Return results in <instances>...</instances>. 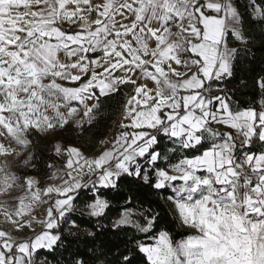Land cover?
<instances>
[{
  "label": "snow or ice",
  "instance_id": "snow-or-ice-1",
  "mask_svg": "<svg viewBox=\"0 0 264 264\" xmlns=\"http://www.w3.org/2000/svg\"><path fill=\"white\" fill-rule=\"evenodd\" d=\"M245 10L264 21V0H248ZM242 16L234 0H0L5 141L26 149L31 133L63 128L78 114L73 101L83 106L77 125L91 124L100 96L131 89L126 130L111 148L89 158L54 143L57 156L66 153L50 177L60 183L44 186L0 166V196L23 193L12 210L0 202L13 229H0V264H38L35 254L58 246L62 228L79 227L69 214L81 191L95 190L86 207L101 217L109 207L101 189L122 176L170 190L176 219L191 230L175 239L155 231L158 213L125 209L114 227L132 225L153 241L136 243L146 264H264V108L233 109L210 83L232 74L237 50L227 37L247 42ZM0 155L22 153L0 143ZM33 205L46 206L40 218ZM122 259L134 264L130 254Z\"/></svg>",
  "mask_w": 264,
  "mask_h": 264
},
{
  "label": "trees",
  "instance_id": "trees-1",
  "mask_svg": "<svg viewBox=\"0 0 264 264\" xmlns=\"http://www.w3.org/2000/svg\"><path fill=\"white\" fill-rule=\"evenodd\" d=\"M247 3L248 0H235L243 13L241 30L247 42L237 41L231 32L228 33V44L237 50L232 61V74L213 81L212 88L226 97L233 109L254 108L259 112L264 108V89L259 87V81L264 78V21L253 19L248 14L245 10ZM127 93L128 88H124L120 93L100 96L99 114L95 121L84 125L79 132L73 129L63 131L64 147L78 145L87 153L94 152L108 136ZM28 138L34 154V168L30 173L50 178L53 168L49 165L58 161L55 151L40 132H33ZM167 143L166 138L162 139L160 147ZM93 192L83 189L77 198L75 211L69 214L79 225L78 229L67 231L62 228L58 246L52 251L39 250L35 255L37 258H44L49 264H75L76 260H82L84 264H124L122 257L130 254L134 264H146L143 254L136 249V243L153 241L132 225L114 227V219L128 208L158 213L155 231L169 230L175 239L190 232L181 227L172 204L166 199L172 195L170 190H155L133 177L122 176L116 181L115 188L101 189L103 198L109 203L101 217L89 216L85 209ZM140 220L143 222L142 217Z\"/></svg>",
  "mask_w": 264,
  "mask_h": 264
},
{
  "label": "rangeland",
  "instance_id": "rangeland-1",
  "mask_svg": "<svg viewBox=\"0 0 264 264\" xmlns=\"http://www.w3.org/2000/svg\"><path fill=\"white\" fill-rule=\"evenodd\" d=\"M228 47L231 48L229 45H228ZM93 91L95 92V89ZM213 94L215 95V94H218V93L216 91H214ZM72 106L77 107L78 114L75 115L72 118V120L69 121V123L67 125H65L63 128H56L55 130H52L51 132H40L42 135L47 137L48 141L50 142V144L52 146V150H54V151H55L54 146H53L54 143H59L62 147H64V143L62 141L63 136H64L63 131L68 130V129H73L74 131L79 132L80 129L82 128V127H79L77 125V122L80 120V115L82 114L83 106L80 105L76 101L72 102ZM98 110L95 113V119L97 118V116L99 114ZM120 117L121 118H118V117L117 118L122 120V116H120ZM95 119H94V121H95ZM87 124L88 123H84V125H87ZM116 126L117 127L113 130V132L110 134V136L106 137L105 140L104 139L102 140L105 143L104 144L101 143L99 145V147L97 149L98 152L95 155L96 157H98L104 150L109 149V148L112 147V143H113L115 137H117L119 135V133L122 131V130H120V123H118ZM0 143H5L6 147L15 148L17 152H21L22 153V155L19 158H15V159L12 156L4 157L3 155H0V166L5 165V162H7V164L10 165L12 170L15 171L17 174L32 176V177L36 178L40 182L41 185H44V186L51 185L53 183H60V181L58 179L54 180L52 178H43V176L41 174L30 173V170L32 168H34L33 167V156H34V154H33L32 150H30L29 146L26 149L22 148L21 146L17 145L15 143V141L12 140L11 138H9L7 141H5V139L3 137H0ZM68 146H73V145H68ZM29 156L31 157V163L29 165H27V166H24L22 161L26 157H29ZM65 156H66V153L64 155H62V156H57L58 157V161L55 164H50V165H52V168H53L52 173L56 172L58 169L62 170L64 168V166L66 164ZM61 175H63L62 171H61ZM22 194H23L22 190L14 189L13 192H12V197L13 198L9 199L6 196H0V202L7 201L8 205H9V209L12 210L13 209V205H17L18 204V200L15 199V197H19ZM33 207L35 209V213L34 214H37V218H40V216L44 213L46 206L33 205ZM85 209L89 213L90 210L87 207H85ZM128 209L131 210L133 213H139L135 209H132V208H128ZM122 213L120 215H118L114 219V222H116L117 220H119L121 218ZM132 219L133 220H139L141 223H143L140 220V216L138 214H134L132 216ZM181 227L184 228V229L190 230L186 226H182L181 225ZM0 229L7 230V231H10V232L13 231L11 223L5 221L2 212H0ZM72 229L76 230V229H78V227H76V228H66L67 231L68 230H72ZM37 231H39V228H37ZM25 234L26 235H31V232L29 230H25ZM35 258H36L38 264H39L40 261H43V264H49L44 258H39V257L37 258L36 256H35Z\"/></svg>",
  "mask_w": 264,
  "mask_h": 264
},
{
  "label": "crops",
  "instance_id": "crops-1",
  "mask_svg": "<svg viewBox=\"0 0 264 264\" xmlns=\"http://www.w3.org/2000/svg\"><path fill=\"white\" fill-rule=\"evenodd\" d=\"M234 3H235V0H234ZM71 25H69L67 22H65V24H64V29H66V30H70L71 29ZM240 28H241V25H240ZM231 48H233L230 44H228ZM213 82V81H212ZM212 82H210L211 84H212ZM206 87H207V85H206ZM131 91V89L130 88H128V93ZM216 91V90H215ZM95 93L97 94V95H99V89H95ZM127 93V94H128ZM219 94V93H218ZM220 95V94H219ZM222 96V95H221ZM126 100V99H125ZM125 102V101H124ZM123 111H124V109H123V107L121 108V110H120V112L118 113V115H117V117L118 118H121L120 116H122L123 115ZM116 119L115 120V122H114V124H113V127L111 128V130H110V132H109V134H108V136H110V134L113 132V130L117 127L116 125L118 124V123H121V120L120 119ZM120 130H122V131H124V130H126V129H121L120 128ZM107 136V137H108ZM106 138V137H105ZM105 138H104V140H105ZM108 140V139H107ZM101 143H105L104 141H101ZM100 143V144H101ZM73 146H75V147H77V148H79L80 149V151L86 156V157H89V158H91V157H93V156H95L96 155V153L98 152L97 151V149H98V147H97V149L94 151V152H91V153H87V152H85L84 151V149H82V147L81 146H78V145H73ZM85 179H87V177H85ZM184 229V228H183ZM185 230H187V229H185ZM188 231H191V230H188Z\"/></svg>",
  "mask_w": 264,
  "mask_h": 264
}]
</instances>
